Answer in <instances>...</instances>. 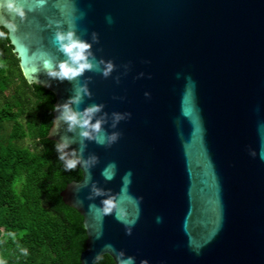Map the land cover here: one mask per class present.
Wrapping results in <instances>:
<instances>
[{
	"label": "water",
	"instance_id": "95a60500",
	"mask_svg": "<svg viewBox=\"0 0 264 264\" xmlns=\"http://www.w3.org/2000/svg\"><path fill=\"white\" fill-rule=\"evenodd\" d=\"M25 11L8 37L26 80L51 91L54 106L85 85L70 107L101 105L92 121L118 133L105 145L82 139L54 107L47 138L95 157L60 194L84 218L80 264L115 262L107 244L135 264H264V0H47ZM70 23L95 61L112 62L106 77L31 71L41 52L64 59L52 33ZM113 113L123 118L114 124ZM106 199L113 209L97 218L88 205ZM117 205L131 224L115 218Z\"/></svg>",
	"mask_w": 264,
	"mask_h": 264
},
{
	"label": "trees",
	"instance_id": "16d2710c",
	"mask_svg": "<svg viewBox=\"0 0 264 264\" xmlns=\"http://www.w3.org/2000/svg\"><path fill=\"white\" fill-rule=\"evenodd\" d=\"M55 95L29 83L8 34L0 37V264H80L84 218L61 191L80 181L47 138ZM97 264H115L103 255Z\"/></svg>",
	"mask_w": 264,
	"mask_h": 264
},
{
	"label": "clouds",
	"instance_id": "9594fccd",
	"mask_svg": "<svg viewBox=\"0 0 264 264\" xmlns=\"http://www.w3.org/2000/svg\"><path fill=\"white\" fill-rule=\"evenodd\" d=\"M47 0H0V9L3 10L5 15H0V37L6 34H15L17 30V25L15 19L23 21L26 16L25 9L31 10L32 6H43ZM59 4V0H57ZM108 23H111V16L105 17ZM53 23H59L58 21H53ZM75 25L70 23L66 30H60L57 28L52 33V42L56 46L58 52H60L64 59L60 61H53L46 53L41 52L39 54L40 65L39 69L33 64L31 71L36 72L38 70H43L46 75L50 78H55L57 80H73L74 78L81 75L85 70L99 71L101 75L107 76L113 68L111 61H95V58L90 52L91 45L80 39L74 31ZM96 34L92 33V40L95 41ZM23 51L27 49L23 48ZM91 57V58H90ZM37 57L32 55L29 60L35 61ZM103 64V67L100 65ZM81 93L87 95V88L85 85L76 84L74 85V95L70 97L68 101L59 106H54L58 109V119L64 122L67 126V130L71 131L74 127L81 129L79 132L80 137L95 140L97 144L105 145L115 141L118 136L117 132H112L111 134H105L101 130L102 120L96 119L92 121L93 115L98 112L101 105H91L86 107L80 112L74 111L70 104H78L81 100ZM145 96L148 95L147 92L144 93ZM113 122L122 119V115L119 113H113ZM127 115V114H125ZM91 121V122H90ZM58 159L62 162L64 169H74L77 165L87 168L89 162L95 161L94 156H90L88 159H82L80 156L76 155V150L69 149L67 138H62L56 141L53 145ZM82 151V149H81ZM261 158L264 159V153H262ZM114 162H110L106 165V168L114 169ZM102 174L105 175V179H111L110 173H105L102 170ZM130 172L125 174V180L128 182V177ZM97 190L93 188V192ZM124 196L118 197V199H123ZM131 199V197H128ZM103 206H97L96 204L89 203V210L99 218L102 213H108L113 209V203L110 199H106L102 202ZM115 218L117 220L123 221L125 224H131L125 218L123 211L116 206ZM126 231H128L126 229ZM99 233H97V236ZM106 248L111 249L115 254V264H135V258L131 255H125L122 251L112 248V245H105ZM141 264H146V261H142Z\"/></svg>",
	"mask_w": 264,
	"mask_h": 264
}]
</instances>
